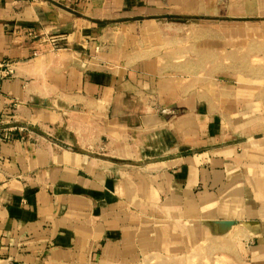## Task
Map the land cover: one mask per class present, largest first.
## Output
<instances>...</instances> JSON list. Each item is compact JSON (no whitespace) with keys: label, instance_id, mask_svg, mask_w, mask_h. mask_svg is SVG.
<instances>
[{"label":"crops","instance_id":"1","mask_svg":"<svg viewBox=\"0 0 264 264\" xmlns=\"http://www.w3.org/2000/svg\"><path fill=\"white\" fill-rule=\"evenodd\" d=\"M206 256L264 264V0H0V264Z\"/></svg>","mask_w":264,"mask_h":264},{"label":"rangeland","instance_id":"2","mask_svg":"<svg viewBox=\"0 0 264 264\" xmlns=\"http://www.w3.org/2000/svg\"><path fill=\"white\" fill-rule=\"evenodd\" d=\"M225 258L220 257H212V256H206L203 258L198 257H190L188 264H226ZM165 262H162L157 257H147L145 258L141 264H164Z\"/></svg>","mask_w":264,"mask_h":264},{"label":"built area","instance_id":"3","mask_svg":"<svg viewBox=\"0 0 264 264\" xmlns=\"http://www.w3.org/2000/svg\"><path fill=\"white\" fill-rule=\"evenodd\" d=\"M6 71H7V73H11L12 72V69L7 67V70Z\"/></svg>","mask_w":264,"mask_h":264}]
</instances>
